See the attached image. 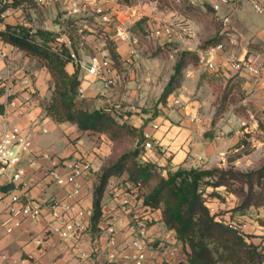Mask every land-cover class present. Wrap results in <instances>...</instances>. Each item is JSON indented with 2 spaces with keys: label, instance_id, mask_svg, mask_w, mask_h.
<instances>
[{
  "label": "crops",
  "instance_id": "crops-1",
  "mask_svg": "<svg viewBox=\"0 0 264 264\" xmlns=\"http://www.w3.org/2000/svg\"><path fill=\"white\" fill-rule=\"evenodd\" d=\"M72 3L66 14L81 16L80 12L85 9V5L73 11L70 10ZM13 10L19 11L14 8L5 15ZM5 15L4 23L11 24L9 16ZM81 22L90 31L82 36L87 49L81 46L75 54L83 104L88 108H98L109 107L104 102L114 101L117 97L120 101L127 100L126 92H107V86L87 73L85 65L92 54L89 49L97 52L93 55L99 57L105 56L107 51L103 48V37L96 34L94 29H89L85 25L86 21ZM261 24L264 31L263 20ZM3 26L0 23V28ZM106 29L102 28L107 33ZM119 31L120 27L117 26L113 33L107 35L114 38L120 59L124 60L137 45L131 42L135 36L128 29L124 32L129 39L118 40L116 33ZM58 39L70 45L66 36ZM66 69L71 72L73 62L67 63ZM198 82L197 69L188 67L176 94L170 95L177 108L164 110L163 114L153 118L143 113L137 115L133 105L129 106L132 113L125 112L120 107L122 102L112 107L119 122L125 121L142 128L144 137L154 147L149 150L142 147L143 155H140V159L155 163L163 175L167 170L178 167H204L206 161L212 160L210 144H200L197 137L202 132L200 128L203 121L198 114V101L192 100L190 94ZM50 85L51 76L44 67L0 40V104L3 105L0 134L16 128L20 137L30 143L23 153L18 144L10 147L9 155L12 151V156L19 155L15 167H20L22 174L20 180L11 182L9 174L12 169L8 168L5 174L0 175V188L11 184L12 188L8 192L23 195L40 207L37 218H21L19 225L7 232L5 224L8 222L5 220L12 203L8 195L2 196L0 264H134L140 253L144 255L143 264H158L162 260L176 263L184 259L182 245L175 239L173 231L162 225L160 210L151 211L141 204L136 198V188L126 180V173L108 179L101 199V232L97 238H91L87 225L95 177L101 167L113 161L123 148L103 134L94 135L79 130L73 123H58L46 116L43 104L49 98ZM76 160L86 161L89 169L77 176L74 182L57 185L54 175L65 177ZM227 195L225 198L231 201L226 203V208L231 209L235 198ZM220 206L225 204L220 202ZM52 212H56L57 216H53ZM248 212L238 216L243 219L242 232L247 236V241L262 245L264 225L256 220L262 214L255 215V219L251 211ZM67 221L77 223L80 227L74 235L62 237L57 230Z\"/></svg>",
  "mask_w": 264,
  "mask_h": 264
},
{
  "label": "rangeland",
  "instance_id": "rangeland-1",
  "mask_svg": "<svg viewBox=\"0 0 264 264\" xmlns=\"http://www.w3.org/2000/svg\"><path fill=\"white\" fill-rule=\"evenodd\" d=\"M73 1L51 0L50 5L45 8L29 5L23 10L17 7L19 11L13 10L5 17H11H8L11 24L22 22L34 28L41 27L55 32L61 38L63 33L59 27L54 26L55 18L59 12L67 13L68 6ZM86 1L80 0V7L84 4L85 9L79 14L90 18L89 22H85L89 29L97 31L106 27L107 33L111 34L117 26L124 31L134 19L147 17L144 27L146 30L166 26L171 32L169 38L145 37L142 34L135 37L137 46L133 53L129 52L127 58L118 60L114 66L118 82L115 86L106 88L107 92H126L127 100L120 101L117 97L114 101L104 102L105 105L112 108L117 102H122L120 107L127 113H132L129 106L133 105L137 115L143 113L150 118L163 114L164 110L176 109L177 104L171 96L177 90L164 103L159 98L172 73L178 53H193L198 58L197 63L188 62L184 72L189 67L197 69L199 74V82L190 94L192 100L198 101V114L203 121L200 128L202 132L197 137L200 144H210L212 148V160L206 161V166L202 168H225L232 165L237 170L246 171L264 163V70L253 75L245 69L233 71L228 67L231 57L255 64L264 57L262 18L246 1L240 0L236 6H223L220 13L212 8L210 3L213 0H194L191 4L188 0H134L131 6L119 4L116 0ZM103 13L108 16L107 21L101 19ZM0 23L4 24L3 17ZM112 39L114 38L108 37L106 45ZM218 41L223 43V48L214 55L217 70H209L205 66L207 51ZM89 50L92 52L91 56L97 53ZM105 56L109 57L107 54ZM229 84L232 85L230 89ZM215 111L222 112L216 119L213 118ZM134 143L135 141L128 140L119 145L127 148ZM236 143L239 146H235ZM12 155L13 151L9 156ZM208 193L210 190L206 188L203 193L205 203L216 210V215H229L242 223L243 219L238 218L239 215L232 214L231 209L226 208V203L231 201L225 198L228 196L226 193L220 191L221 197ZM220 202L225 206L221 207ZM262 210L261 207H251L247 212L251 211L254 218L255 215L262 214L255 218L258 220L264 217ZM237 232L243 234L242 228Z\"/></svg>",
  "mask_w": 264,
  "mask_h": 264
},
{
  "label": "trees",
  "instance_id": "trees-1",
  "mask_svg": "<svg viewBox=\"0 0 264 264\" xmlns=\"http://www.w3.org/2000/svg\"><path fill=\"white\" fill-rule=\"evenodd\" d=\"M116 2L131 6L134 0ZM19 4V1L0 4V13L9 6L17 8ZM29 5L36 6L27 1L20 7L24 10ZM146 18H138L131 24L128 28L131 35L149 36L150 31L144 28ZM81 20L89 22L90 18L85 14L69 16L65 11L59 12L55 18L54 24L69 39V46L60 41L55 32L23 23H4L3 28H0V40L36 60L49 72L50 95L43 104L46 116L58 123H73L79 130L94 135L103 134L119 144L128 140L135 141L133 146L123 148L113 161L103 165L95 177L87 225L91 238H97L101 232V199L108 179L126 173V180L136 188V198L149 210H160L162 225L172 230L175 239L182 245L184 259L176 263L162 260L158 264H264V244L247 241L243 234L217 219L209 211L203 194L206 188L210 190L208 194L216 197H221L220 191L233 194L235 204L231 208L232 214H245L251 207L264 210V163L246 171L237 170L232 165L225 168L178 167L167 170L163 175L155 163L142 161L140 155L146 139L142 128L125 121L119 122L112 108H88L83 104L79 93V65L70 58L71 51L76 54L79 47H85L82 36L90 33L83 27ZM96 34L103 37V48L114 68L118 60H121L115 41L112 39L106 45L108 33L102 28ZM197 60L193 53H178L172 73L160 95L161 102L164 103L180 87L187 63L192 61L196 64ZM69 62H73L71 72L66 69ZM231 84L228 89L232 88ZM2 112L3 105L0 104V114ZM221 113L215 111L213 118H218ZM235 146H239V143ZM11 188V184L2 186L0 192L7 193ZM258 223L264 225V217L258 219Z\"/></svg>",
  "mask_w": 264,
  "mask_h": 264
},
{
  "label": "built area",
  "instance_id": "built-area-1",
  "mask_svg": "<svg viewBox=\"0 0 264 264\" xmlns=\"http://www.w3.org/2000/svg\"><path fill=\"white\" fill-rule=\"evenodd\" d=\"M14 1H19L20 4L18 7L22 6L25 2L30 1L33 4H35L38 7H48L50 5L51 0H0V4H10ZM84 2L86 0H83ZM105 0H103L104 2ZM175 2H180L181 0H173ZM190 3H193L194 0H188ZM240 0H213L210 4L212 8L216 11V13H220L223 6H236L239 3ZM248 3L250 8L258 14L263 22H264V0H244ZM80 0L73 1L72 9L75 10L78 8ZM82 4L81 6H83ZM12 7H7L3 12L0 13V17H3L5 13L9 12ZM97 11L100 12V9L97 8ZM220 18H223V15H220ZM101 19L103 21H107L109 18L108 16L103 13L101 15ZM170 29L169 27L164 26H158L151 30L149 32V36H155V37H170ZM116 37L118 40H124L129 39V36L127 33H125L123 30H120L116 33ZM131 42L133 44H136V39H131ZM223 48V43L218 42L215 46L210 47L207 51L206 60H205V66L209 70H217L215 67L214 62V55L215 53L221 51ZM131 53H133L131 51ZM70 58L75 61L76 56L71 51L70 52ZM228 67L232 69L233 71H240L242 69H245L247 72L253 75H258L264 70V57L258 62V64H255L253 62H245L242 59H234L231 57V59L228 60ZM85 68L87 70V73L96 77L98 80H100L105 86L112 87L115 86L118 82V75L115 71V68L112 66V62L107 56L99 57L97 55L91 56L89 58V61L86 63ZM79 93H82L81 87L79 88ZM153 127H156L153 125ZM145 140L142 144L143 148L145 150L153 149L154 145L153 143L145 136ZM13 144H18L20 146L21 152H25L29 148V141L26 139H23L19 135V131L16 128H13L11 130L5 131L0 134V175L5 174L6 170L8 168L12 169L10 172V181H18L21 178L22 169L20 167H15L16 163L19 161V155L9 156V150L10 147ZM143 155V153L141 154ZM89 169V165L86 161H80L76 160L72 163L70 166V169L65 177H61L59 175H54V181L57 185H63L64 183H72L74 182L75 178L79 176L83 171H86ZM75 193L77 190L74 191ZM3 195H8V198L10 202L12 203L9 206L8 216L5 220V222H8L5 224V230L7 232H10L13 228L17 227L20 223V219L22 218H37L40 213V207L37 203L26 199L23 195H20L18 193H3L0 192V199ZM13 204H17L14 206ZM207 205V204H206ZM208 206V205H207ZM65 208H67L65 206ZM209 208V211L213 214H215L216 210L214 208ZM53 216H57L56 212H52ZM216 215V214H215ZM227 217H220L219 215H216V217L221 220L227 227L233 229V230H241L242 223L237 222L233 220L229 215H226ZM79 224L74 223L72 221H67L63 224L61 228H59L57 231L62 237L72 236L74 235L78 230ZM110 258L112 259L113 256L110 255ZM144 261V255L143 253H140L134 260V264H143Z\"/></svg>",
  "mask_w": 264,
  "mask_h": 264
}]
</instances>
